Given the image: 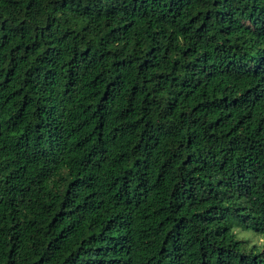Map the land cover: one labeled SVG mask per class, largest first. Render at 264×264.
Wrapping results in <instances>:
<instances>
[{"label":"trees","instance_id":"trees-1","mask_svg":"<svg viewBox=\"0 0 264 264\" xmlns=\"http://www.w3.org/2000/svg\"><path fill=\"white\" fill-rule=\"evenodd\" d=\"M0 264H264V0H0Z\"/></svg>","mask_w":264,"mask_h":264},{"label":"rangeland","instance_id":"rangeland-1","mask_svg":"<svg viewBox=\"0 0 264 264\" xmlns=\"http://www.w3.org/2000/svg\"><path fill=\"white\" fill-rule=\"evenodd\" d=\"M254 240H255V241H257V242H260V239H259V238H257V237H256V238H254Z\"/></svg>","mask_w":264,"mask_h":264}]
</instances>
